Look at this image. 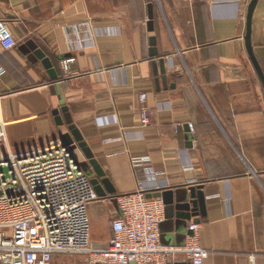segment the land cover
Returning a JSON list of instances; mask_svg holds the SVG:
<instances>
[{"label": "crops", "instance_id": "crops-1", "mask_svg": "<svg viewBox=\"0 0 264 264\" xmlns=\"http://www.w3.org/2000/svg\"><path fill=\"white\" fill-rule=\"evenodd\" d=\"M250 2L0 0V21L16 42L0 47L9 149L60 142L70 120L114 190L106 193L92 167L84 171L105 193L88 209L92 245L111 236L118 210L109 199L136 188L132 160L148 159L164 173L158 192L202 186L205 264H264V91L244 41ZM251 45L264 74V0L252 14ZM141 95L150 116L144 128ZM73 155L86 161L79 150ZM193 219L176 230L175 212L165 208L161 243L183 245ZM59 255L49 264H85L80 256L53 262Z\"/></svg>", "mask_w": 264, "mask_h": 264}, {"label": "built area", "instance_id": "built-area-1", "mask_svg": "<svg viewBox=\"0 0 264 264\" xmlns=\"http://www.w3.org/2000/svg\"><path fill=\"white\" fill-rule=\"evenodd\" d=\"M190 3L194 0H177ZM16 42L7 24L0 21V47ZM140 124L150 123L141 95ZM193 132V126L188 125ZM136 188L109 199L118 216L111 220L105 246L90 241L88 209L98 201L90 179L68 147L59 141L23 153L9 149L5 125L0 122V264H49L53 255L80 256L85 264H205L208 251L199 242V225L191 223L181 246L160 241L165 219L160 190L148 159H133Z\"/></svg>", "mask_w": 264, "mask_h": 264}, {"label": "water", "instance_id": "water-1", "mask_svg": "<svg viewBox=\"0 0 264 264\" xmlns=\"http://www.w3.org/2000/svg\"><path fill=\"white\" fill-rule=\"evenodd\" d=\"M258 0H251L248 5L247 15H246V33L244 37L246 51L252 62V65L256 71L258 78L260 79L263 91H264V74L258 64L251 45V20L252 14L254 12L255 6ZM152 15L149 10V20H151ZM149 26L151 24L149 23ZM150 47L153 48L150 50V55L155 57L157 55L155 50V40L150 39ZM34 55L39 59L43 66L47 69L51 78L56 77V73L52 68L50 61L44 56V54L37 50L34 51ZM56 123L60 124V117L58 116V111H54ZM68 125V132L62 135L60 143L63 147H68L70 151L75 152L79 150L86 161L80 163V167L83 171H86L89 167L95 171L97 177L103 178L100 182L105 188L106 193H112L114 190L110 186L108 179L104 178V173L100 169L99 165L95 161L90 149L87 144L84 142L82 136L78 130L70 123V120H65ZM91 184L94 186V189L98 197H104L105 193L100 192V186H98L97 180H91ZM96 186V187H95ZM147 198L150 197H160L163 200L164 206L167 211L173 210L175 212V227L176 230H182V223L185 221H190L193 219V223L198 224L199 219L197 216L204 215V195L202 192V186H188L180 187L176 189L165 190L163 192H156L153 194H147ZM191 234L189 230H186V235ZM175 264H184V263H175Z\"/></svg>", "mask_w": 264, "mask_h": 264}, {"label": "rangeland", "instance_id": "rangeland-1", "mask_svg": "<svg viewBox=\"0 0 264 264\" xmlns=\"http://www.w3.org/2000/svg\"><path fill=\"white\" fill-rule=\"evenodd\" d=\"M80 258H82V257H80ZM80 258H77L76 256L59 255V256H57L56 258L53 259L54 260L53 262L58 261V260H62V259H70L72 261L77 259V260L81 261Z\"/></svg>", "mask_w": 264, "mask_h": 264}]
</instances>
